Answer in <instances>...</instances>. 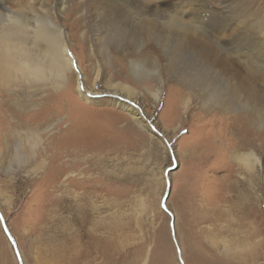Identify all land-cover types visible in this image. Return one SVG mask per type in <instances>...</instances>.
I'll return each mask as SVG.
<instances>
[{
	"label": "bare ground",
	"instance_id": "6f19581e",
	"mask_svg": "<svg viewBox=\"0 0 264 264\" xmlns=\"http://www.w3.org/2000/svg\"><path fill=\"white\" fill-rule=\"evenodd\" d=\"M257 2L262 5L257 3L253 7L246 0H0V87L63 88L70 96L75 90L85 101L97 102L91 97L103 84L114 107L149 129L142 112L133 103L140 91L127 83L115 82L113 75L128 72L137 82L155 78L158 83L155 90L144 89L155 101L162 87L169 84L167 81L176 82L183 89L169 85L174 105L182 101L184 109L194 103L209 110L224 120L221 122L225 123L228 139L235 140L233 146L237 150L230 157L241 172L237 180H229L226 189L230 192L243 184L245 174L252 176L263 168L264 62L260 60L264 57V0ZM71 39L76 44L72 45ZM184 57L189 65L187 73L173 68ZM87 66L92 72L90 78L86 75ZM70 102L78 105L75 98ZM118 119H114L115 123ZM75 120L58 137L59 141L51 145V156L42 157L35 164L31 160L37 157L43 140L37 131L20 132L22 139L17 141L11 160L12 166L24 169L27 181L33 186L48 181L49 188L64 177L62 186L68 192L66 196L77 207L76 214L62 216L69 223V230L61 233L59 245L42 251L40 262L122 264L127 254L119 252L118 232L101 231V226L96 224L88 227L84 204L87 177L82 173L76 177L77 173L68 171L60 162L66 148L76 146L81 151L86 146L84 135L75 128ZM96 126L109 136L102 137L97 144H114L125 134L123 128L110 124L109 120L98 121ZM51 127L47 123L43 131H50ZM128 127L131 123L126 121ZM8 169L10 181H15L14 171ZM239 195L227 196L222 201V208L234 215V228L229 225L225 229L238 236L233 247L250 246L252 250L231 262L207 254L208 249L196 245L197 241L186 234L183 238L186 264H264V250H260L264 249V213L258 200L248 203L244 197L238 198ZM50 202L56 204L51 197ZM56 206L50 212L54 209L55 213ZM64 208H57L61 211L58 216ZM163 231L164 228L160 236ZM166 234L164 248L169 250ZM220 240L224 249L232 248L233 240L225 236ZM158 264L167 263L159 259Z\"/></svg>",
	"mask_w": 264,
	"mask_h": 264
},
{
	"label": "rangeland",
	"instance_id": "374dc122",
	"mask_svg": "<svg viewBox=\"0 0 264 264\" xmlns=\"http://www.w3.org/2000/svg\"><path fill=\"white\" fill-rule=\"evenodd\" d=\"M246 1L253 7L261 3ZM69 23L67 20L66 24ZM71 44H76V40L71 39ZM186 57L173 68L187 73ZM262 60L264 57L260 60L263 63ZM97 62L95 59L94 63ZM88 69L91 70L87 66L86 75L90 78L92 72ZM113 80L140 91L133 103L142 112L149 129L142 128L125 111L114 107L103 84L91 97L97 102L85 101L75 90L70 96L63 88L0 87V264H42V251L59 245L61 233L69 230V223L62 216L76 214L77 207L66 196L68 192L62 186L64 177L49 188L48 181L33 186L27 181L24 169L12 166L11 160L17 141L22 139L20 132L37 131L43 140V147L38 148L37 157L31 160L35 164L42 157L51 156V145L59 141L58 137L75 119V128L84 135L87 147L83 146L81 151L76 146L66 148L60 162L68 171L77 173L76 177L79 173L87 177L84 204L88 227L96 224L101 226V231L118 232L119 252L127 254L122 264L133 259L134 264H158L159 259L167 264H186L183 245L186 234L197 241L195 244L208 249L207 254L225 257L231 262L252 250L250 246L233 247L238 236L226 229L229 225L234 228V215L222 208V201L227 196L241 194L238 198L244 197L248 203L258 200L264 213V157L263 168L255 175L245 174L243 184L229 192L226 187L238 179L241 170L230 157L237 148L233 146L235 140L228 139L225 123L221 122L224 120L198 104L190 103L187 109L182 107V101L174 105L169 85L183 89L176 82L167 81L169 84L162 87L155 101L144 90H155L158 84L155 78L137 82L128 72H123L115 73ZM74 98L78 105L70 102ZM102 120L123 128L125 134L114 144H97L102 137H109L96 126ZM126 121L131 123V129H126ZM47 123L52 124L51 130L43 131ZM8 167L14 171L15 181H10ZM50 197L56 204H51ZM67 200L71 203L69 209ZM55 206V213L54 209L50 212ZM61 206L65 208L58 216L61 211L57 208ZM165 232L171 245L169 250L164 248ZM224 236L233 240L232 248L224 249L220 240Z\"/></svg>",
	"mask_w": 264,
	"mask_h": 264
}]
</instances>
